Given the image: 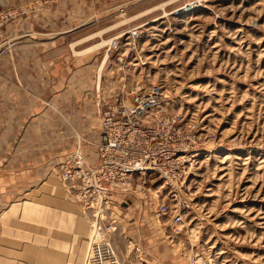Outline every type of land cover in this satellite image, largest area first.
<instances>
[{"label": "rangeland", "instance_id": "obj_1", "mask_svg": "<svg viewBox=\"0 0 264 264\" xmlns=\"http://www.w3.org/2000/svg\"><path fill=\"white\" fill-rule=\"evenodd\" d=\"M86 9L92 32L110 28L102 39L123 33L100 69L102 92L160 82L164 109L205 133L181 197L190 202L182 230L171 232V199L170 212L148 208L137 221L138 207L128 208L116 235L123 264H264V0H92ZM34 178L44 181L0 176V264H81L89 226L80 203L58 164Z\"/></svg>", "mask_w": 264, "mask_h": 264}, {"label": "crops", "instance_id": "obj_2", "mask_svg": "<svg viewBox=\"0 0 264 264\" xmlns=\"http://www.w3.org/2000/svg\"><path fill=\"white\" fill-rule=\"evenodd\" d=\"M86 1L17 0L26 10L8 24L14 41L0 54V176L9 182L44 181L34 175L50 173L76 144L95 159L98 113L114 97L102 92L103 45L92 48L110 28L92 32ZM133 206L136 221L149 208L143 198L116 212Z\"/></svg>", "mask_w": 264, "mask_h": 264}, {"label": "built area", "instance_id": "obj_3", "mask_svg": "<svg viewBox=\"0 0 264 264\" xmlns=\"http://www.w3.org/2000/svg\"><path fill=\"white\" fill-rule=\"evenodd\" d=\"M24 11L0 2V54L14 41L8 24ZM124 33L133 46L137 27ZM122 34L107 38L105 58L119 50ZM163 97L160 82L117 93L113 102L106 103V110L98 113L100 133L92 163L76 144L58 164L61 182L80 203L88 221L87 249L81 264H123L116 249V235L121 230L116 210L134 200L139 205L145 198L146 205L162 215L170 212L165 199H171V232L182 230V216L190 202L181 197L186 194V179L205 133L198 119L164 109ZM190 263L202 264L196 258Z\"/></svg>", "mask_w": 264, "mask_h": 264}, {"label": "bare ground", "instance_id": "obj_4", "mask_svg": "<svg viewBox=\"0 0 264 264\" xmlns=\"http://www.w3.org/2000/svg\"><path fill=\"white\" fill-rule=\"evenodd\" d=\"M107 40H108V39H102L100 42L95 43V44H93L92 46H94V45H96V44H100V43H102V42L105 44V43L107 42ZM73 43H74V42H73ZM224 157L227 158L228 156L225 155ZM235 157H236V156H235ZM224 160H225V159H224ZM219 163H220V162H219Z\"/></svg>", "mask_w": 264, "mask_h": 264}]
</instances>
